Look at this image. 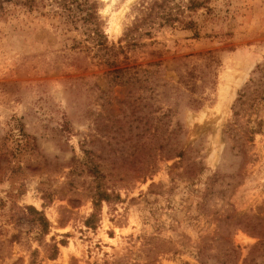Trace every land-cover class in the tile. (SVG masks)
I'll return each instance as SVG.
<instances>
[{
	"label": "rangeland",
	"instance_id": "rangeland-1",
	"mask_svg": "<svg viewBox=\"0 0 264 264\" xmlns=\"http://www.w3.org/2000/svg\"><path fill=\"white\" fill-rule=\"evenodd\" d=\"M88 1L141 83L0 0V264H264V0Z\"/></svg>",
	"mask_w": 264,
	"mask_h": 264
},
{
	"label": "trees",
	"instance_id": "trees-1",
	"mask_svg": "<svg viewBox=\"0 0 264 264\" xmlns=\"http://www.w3.org/2000/svg\"><path fill=\"white\" fill-rule=\"evenodd\" d=\"M7 2H15L16 5H20L26 8L28 11H38L42 8H53L51 10L55 17H60L65 24L72 25L76 28L78 24L84 26L83 35L85 39L80 44L81 49L87 55L91 56L95 51L94 57L99 55V63L109 68H113L108 74L114 76V81L121 83L122 85H135L137 81H142L138 78L134 79L131 68H120L119 66L127 61V57L120 60V54L124 53V48L119 46L110 45L108 38L104 31L100 28L98 23L97 12L94 10V5L90 4L88 0H6ZM176 0H157L144 1L139 4L138 11L142 14V17H136L133 26L128 30V37L135 31H139L142 27H153L158 22L159 26H172L177 22H181L180 16H183L186 11L192 12L201 8H206L212 0H182L183 5H177V9H174L173 4ZM61 20V21H62ZM151 34L148 33L147 36ZM126 59V60H125ZM163 149V147H162ZM178 151V150H177ZM177 157H181L183 152H176ZM35 215L38 217V221L43 227L42 232L48 234L49 222L45 215L41 212L31 208ZM93 217V216H92ZM89 223V222H88Z\"/></svg>",
	"mask_w": 264,
	"mask_h": 264
}]
</instances>
